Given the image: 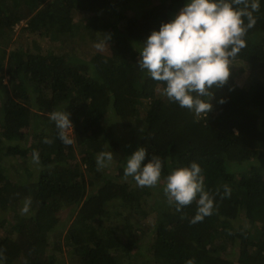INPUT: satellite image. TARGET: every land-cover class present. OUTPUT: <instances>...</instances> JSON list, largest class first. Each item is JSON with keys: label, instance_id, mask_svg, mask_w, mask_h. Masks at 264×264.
<instances>
[{"label": "trees", "instance_id": "16d2710c", "mask_svg": "<svg viewBox=\"0 0 264 264\" xmlns=\"http://www.w3.org/2000/svg\"><path fill=\"white\" fill-rule=\"evenodd\" d=\"M118 1L0 0V264H235L233 255L264 264V0L231 62L244 67L230 69L200 116L137 64L151 32L189 0H123L128 13ZM104 35L108 47L94 51ZM54 110L70 113L73 144L59 139ZM140 147L142 166L162 161L157 186H138L126 166L98 170L99 153L126 165ZM193 162L214 200L195 224L196 201L177 211L163 191L174 169Z\"/></svg>", "mask_w": 264, "mask_h": 264}, {"label": "clouds", "instance_id": "9594fccd", "mask_svg": "<svg viewBox=\"0 0 264 264\" xmlns=\"http://www.w3.org/2000/svg\"><path fill=\"white\" fill-rule=\"evenodd\" d=\"M259 8V0H189L174 19L162 23L158 31L151 32L143 42L137 64L141 70L147 71L151 79L166 85L163 91L170 101L197 116L208 115L213 107L210 103L213 89L228 82L231 62L246 47L244 38L256 25L253 13ZM104 36V40L94 45L97 50L103 51L105 46L108 47L106 41L110 36ZM69 116V112L58 110L49 114V119L58 129L59 139L65 145L74 143ZM52 142L47 138L44 140L47 144ZM145 157L146 149L143 147L127 157L124 175L132 177L140 187H155L161 177L162 161L158 155H153L142 166ZM113 158L111 151L99 153L96 158L98 170L107 167ZM32 162L39 165L38 152H33ZM201 171L196 162L190 167H178L167 176L163 189L168 203L174 204L177 211L196 201L197 213L190 221L192 224L201 222L214 209L213 197L205 191ZM223 187L224 195L230 196L231 189L227 185ZM31 203L30 197L24 200L22 215L29 212ZM2 259L6 257L0 252ZM186 264H195V261L189 259Z\"/></svg>", "mask_w": 264, "mask_h": 264}, {"label": "rangeland", "instance_id": "374dc122", "mask_svg": "<svg viewBox=\"0 0 264 264\" xmlns=\"http://www.w3.org/2000/svg\"><path fill=\"white\" fill-rule=\"evenodd\" d=\"M143 2V6L144 7H149V5L151 4V3H149V2H152V4L153 5H155V4H158L159 3V1H157V0H145V1H142ZM123 3V0H120V1H118V4L120 5V4H122ZM133 3H134V1H133ZM130 6H131V1H129L128 3H126V4H124L123 3V6H122V8H123V10H125V12L126 13H128V12H132V10L130 9ZM15 40H18V35L15 37ZM97 43V42H96ZM95 43V44H96ZM43 44H45V43H43ZM95 44H92V49L95 51V50H97L95 47H94V45ZM4 66V69H6L5 67H6V64L5 65H3ZM244 66L240 63V62H238L237 64H235V63H231V69H232V71L233 72H238V71H241L242 70V68H243ZM243 77H238L237 76V79L238 80H240V79H242ZM237 80V81H238ZM4 82H8V77H6L5 79H4ZM158 93H159V95L161 94V90L159 89L158 90ZM162 95V94H161ZM164 95V94H163ZM144 114V113H143ZM49 116V115H48ZM142 127V126H141ZM124 130V129H123ZM120 139V138H119ZM121 140V139H120ZM136 145H139V142L136 144ZM127 147H128V145H126ZM124 153H125V150H123V149H121V144H120V148H119V156H120V158L122 157V156H124ZM126 165H125V163L122 161V162H120V159L117 157V156H115L114 155V158H113V161L106 167V169H107V171L106 172H111V171H115V169L116 168H118V167H120V168H124ZM105 172V173H106ZM12 176L14 177V178H19L20 177V174H18V175H15L14 173L12 174ZM128 179L129 178H124V180H127L128 181ZM102 184H98V186H97V188L96 189H98L100 186H101ZM89 191L91 192V191H95L94 190V188L93 187H91L90 189H89ZM160 205H162V206H164V204H162V203H160ZM157 216V214H155V215H151V218L150 219H152V218H154V217H156ZM63 219H65V218H63ZM72 223V221H70V222H67L66 221V223H65V227H64V231H63V234H62V236L65 234V232H66V230L68 229V227L70 226V224ZM121 233H128V232H126V231H120ZM64 244L66 245V243H65V241H64ZM140 251H142L143 253H144V255H143V258L142 259H148L149 257H150V253H149V251H148V246L147 245H144L141 249H140ZM64 253V252H63ZM66 258V255L65 256H63V258H62V260H64ZM230 258L234 261V263L235 264H237V259H236V255H233V256H230ZM67 264H69V263H67Z\"/></svg>", "mask_w": 264, "mask_h": 264}]
</instances>
